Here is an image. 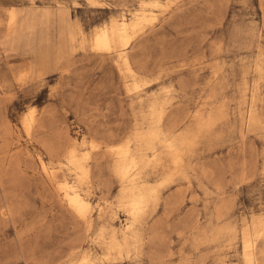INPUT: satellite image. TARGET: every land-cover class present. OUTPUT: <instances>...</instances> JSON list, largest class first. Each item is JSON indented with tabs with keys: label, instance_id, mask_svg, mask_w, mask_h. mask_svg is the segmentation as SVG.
<instances>
[{
	"label": "rangeland",
	"instance_id": "obj_1",
	"mask_svg": "<svg viewBox=\"0 0 264 264\" xmlns=\"http://www.w3.org/2000/svg\"><path fill=\"white\" fill-rule=\"evenodd\" d=\"M0 264H264V0H0Z\"/></svg>",
	"mask_w": 264,
	"mask_h": 264
},
{
	"label": "bare ground",
	"instance_id": "obj_2",
	"mask_svg": "<svg viewBox=\"0 0 264 264\" xmlns=\"http://www.w3.org/2000/svg\"><path fill=\"white\" fill-rule=\"evenodd\" d=\"M145 15H142V17H139L138 14H135L132 19H126L123 16L118 21H116V19H113L110 21L109 24L102 25L100 28L98 27L99 29L95 32L94 37H93V43H94L95 48H97V49H109L111 47L116 46V43H121L122 46H126L130 36L132 35L131 33L136 29L137 25L139 24L140 19H144ZM144 20H146V19H144ZM140 24H141V22H140ZM29 115H31V114H29ZM77 145H79V144H77ZM91 146L93 148V144ZM171 148H174V147H171ZM171 150H170V152H171ZM68 153H69V156L67 158H68L69 163H72V165L75 166V168L78 169L81 174L84 175V172L87 173L86 172L87 170L82 165V161H81V163L78 162V160H80V159H78L76 154H75V147L72 148V150H70ZM131 153L132 152L130 150L129 145H127V143L123 146H120V147L118 146L116 149V154L119 156L120 161H121L120 165H119V172L123 175L128 174L130 171H132L133 169H135L137 167L138 161L135 160V158H134V156H136V155L133 156V154H131ZM171 153L173 154L174 152H171ZM172 154H170V155H172ZM85 155H86V153H85ZM81 157H83V156H81ZM179 158L180 157H178L177 159H179ZM171 159H172V156H171ZM172 161H174V159H172ZM42 164H43V167L46 169V164H44V162H42ZM176 164H178V162ZM78 170H76V171H78ZM80 178H82V175ZM74 185H76V184H74ZM74 185L72 183H70L69 181H65L61 185V189L63 190V196L65 197L67 203L70 206H72L76 211H78L80 213L85 212L90 207V202L80 191L75 189ZM143 199H144V197L142 194L135 193V194L130 196L127 204L129 205V211L131 214H136L137 210L143 204Z\"/></svg>",
	"mask_w": 264,
	"mask_h": 264
}]
</instances>
